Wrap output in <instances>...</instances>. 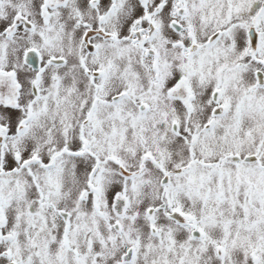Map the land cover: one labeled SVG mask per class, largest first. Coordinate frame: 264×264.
I'll list each match as a JSON object with an SVG mask.
<instances>
[{
    "label": "snow or ice",
    "instance_id": "obj_1",
    "mask_svg": "<svg viewBox=\"0 0 264 264\" xmlns=\"http://www.w3.org/2000/svg\"><path fill=\"white\" fill-rule=\"evenodd\" d=\"M0 264H264V0H0Z\"/></svg>",
    "mask_w": 264,
    "mask_h": 264
}]
</instances>
